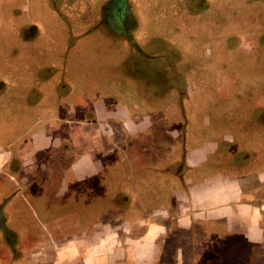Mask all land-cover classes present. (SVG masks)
<instances>
[{"label":"rangeland","instance_id":"rangeland-1","mask_svg":"<svg viewBox=\"0 0 264 264\" xmlns=\"http://www.w3.org/2000/svg\"><path fill=\"white\" fill-rule=\"evenodd\" d=\"M62 1L69 2L29 0L27 13L18 7L11 18L1 22L0 47L3 50L0 49V84L7 86L0 88V132L6 142L14 135L19 138L24 136L22 130L29 120L25 115L38 111L39 116L42 114V117L62 120L66 112L63 115L57 108L67 103L68 94L84 93L79 85H71L65 80L60 67L68 65L70 77L89 78L85 80L90 85H83L89 91L85 97L89 107L81 109L75 118L66 119L61 131L55 134L53 140L60 138L62 148L71 142L72 132L81 127L84 129V123L95 126L90 106L102 99L98 96L102 94L101 88L105 94L108 93L104 98H109L127 87L126 99L145 104L149 107L148 112H154L160 106L162 109L157 116L176 110L173 113L176 116L174 125L168 122L163 128L166 131L176 129L185 134L188 139L185 149L205 142L221 145L224 144L223 137H232L230 151L235 156L233 159L227 154L221 157L225 171L234 170L237 140L242 142L240 145L259 154L258 142H264L261 133L264 109H257L251 100L260 92L264 93V0H102L97 7L92 6L94 16H90L89 21H79L73 14L70 16L63 12ZM19 5L22 7L21 3ZM259 43L258 55L244 57L251 49H259ZM46 54H56L57 59L44 61ZM61 72L62 78L56 81ZM105 74L118 76V79L123 78L127 82L122 86L117 81L100 82ZM46 78L55 80V84L46 80L50 85H45ZM228 78L235 80L233 95L221 99L219 84H230L226 80ZM17 81L24 83L18 84ZM31 81L37 84L25 85V82ZM10 89L13 91L10 92ZM190 91L193 100L188 95ZM53 92L56 95L51 99L49 94ZM25 94L28 96L27 103L25 97L19 98ZM171 94H176L174 101ZM18 99L24 102H18ZM204 118L208 125L201 121ZM41 126H46L43 120L38 128ZM166 131L162 132L160 124L155 122L147 132L129 137L123 147L114 150L115 154L101 159L116 163L123 156L125 165L121 166V171L104 166L85 184L86 187L92 185L91 194H88L90 197L85 193L78 200L72 197V189L62 188L60 173L68 168L66 158L60 165H55L50 159L46 176L39 177V180L36 178L37 182L31 184H22L23 177L29 181L31 177L23 174L21 165V173L16 175L19 179L17 183L5 179L1 184L2 247L20 252L27 241L24 234L27 224L35 227L46 223L50 217L67 214L60 227L58 223H53L54 229L51 228L50 232L64 225L66 228L68 221H72L69 217L72 214L68 213L74 209L79 210L83 219L87 218L91 209L96 210L94 216H99L97 222L101 224L104 221L101 213L104 211L112 213L122 208L123 204L138 205V196L143 193L140 191L153 187L161 192L168 189L171 184L166 187V183L176 176L180 167L176 163L184 157L177 148L180 140L174 141ZM24 139L22 137L20 141ZM172 146L176 150L173 151ZM58 154L61 155L60 150H52L50 156ZM73 156H69V160ZM113 174L118 178H114ZM127 177L132 182L131 188ZM120 179L125 182L120 183ZM20 182L23 186L19 185ZM114 185L119 188L118 192H112ZM109 221L107 218L106 222ZM41 228L42 231L48 229ZM61 231L55 235L62 238L71 232ZM7 232L14 236L12 245L7 243ZM19 234L26 238L23 244L18 240V244L14 243ZM209 264L233 262L226 260L222 263L211 258ZM254 264H261V261L256 259Z\"/></svg>","mask_w":264,"mask_h":264},{"label":"crops","instance_id":"crops-1","mask_svg":"<svg viewBox=\"0 0 264 264\" xmlns=\"http://www.w3.org/2000/svg\"><path fill=\"white\" fill-rule=\"evenodd\" d=\"M23 1L0 0V31L3 29L1 22L11 18L20 3V7L27 13L29 0ZM103 1H62L61 10L70 16L73 14L79 21H89V17L94 16L92 6L97 7ZM0 49L3 50L2 47ZM259 53L260 46L259 49L246 52L244 57L252 58ZM206 54L209 56L208 51ZM56 56L46 54L43 60H56ZM80 67L81 65L78 66ZM60 68L65 74V80L71 85H79L84 93L68 94L65 101L67 103L57 108L63 115L66 112L62 120L51 116L42 117V114L39 116L38 111L25 115L29 120L22 130V137H25L22 142V137L17 135L6 142L4 134L0 132V143H4L0 144V192L5 179L7 182L19 181L16 175L21 173V165L23 174L31 177V181L23 177L22 184H31L37 182L36 178L39 180V177L46 176L45 170L50 159L54 160L55 165H60L66 158L68 168L63 174L60 173L62 188L72 189L70 193H73L72 197H76V200L85 193L89 196L92 185L86 187L85 184L102 171L104 166L121 171V166L125 165L123 156L116 163L111 160L109 163L102 161L105 157L115 154L114 150L123 147L129 137L147 132L155 122L160 124L162 132L166 131L163 125H168V122L173 125L175 123V109L157 116L161 106L154 112H148L149 107H145V104L137 100L129 102L124 95L129 92L127 87L111 94L109 98H104L108 93L105 94L101 88L102 94L98 96L102 99L94 101L90 106L94 113L92 119L96 121L95 126L84 123V129L81 127L72 132L71 142L62 148L61 139L53 138L61 131L66 119L75 118L81 109L89 107L85 98L89 91L83 85L90 83L85 80L89 79L88 77H70L68 65ZM62 72L56 77V81L62 78ZM117 77L105 74L100 82L117 81L120 86L127 82L126 79ZM46 80L55 84V80L46 78L45 85H50ZM226 80L230 84H219L221 99L233 95L232 85L235 80ZM35 84L37 82H25L26 86ZM5 86L7 85L0 84V88ZM228 93L229 96H226ZM55 95L53 92L49 97L53 99ZM188 95L192 96L191 91ZM21 97H25L27 103V94L19 98ZM171 97L174 101L176 94H171ZM4 99L3 96L2 100ZM20 99L18 102L23 103ZM104 99L110 101L106 102ZM190 99L193 100V97ZM251 102L257 109H264V93L260 92ZM36 109L41 110L40 107ZM42 120L46 126L38 128ZM206 120L204 118L201 121L208 125ZM166 132L174 141L180 140V146L177 148L184 157L176 163V166L180 167L173 180L166 183V187L171 184L168 189L161 192L159 189L155 191L153 187L140 191L143 193L138 196V205L123 204L122 208L112 213L104 211L101 213V219H104L101 224L97 222L99 216H94L96 210L91 209L87 218L83 219L79 210L74 209L72 213H68L72 214L69 216L72 221H68L66 228L65 225L60 228L65 233L71 232L57 243V240L51 239L53 242H49L47 246L40 245V240L37 239L40 235L34 234L33 231L40 232L43 230L41 227L48 228L43 232L46 234L45 239L50 241L49 231L54 229L53 223H58L60 227L64 215L67 214L50 217L46 223L37 224L35 227L27 224L24 227L27 241L20 251L21 256L12 254L10 248L0 244V264H209L211 258L222 263L227 260L233 264H254V261L259 259L261 264H264V142H258V154L245 148L243 144L240 145L242 142L237 140V162L234 163V170L225 171L221 157L227 154L233 159L235 156V153L230 151L232 137H223V146L218 142H205L203 145H191L185 149L188 140L185 134L176 129ZM261 133L264 135V128ZM171 149L174 151L176 147L172 146ZM52 150H60L61 155L50 156ZM48 152L50 154L46 155ZM41 154H44L42 159ZM71 155L74 156L69 160ZM37 172L38 176L35 177ZM114 178L118 176L115 174ZM126 180L131 188V180L129 181L128 177ZM122 181L125 182L123 179L119 180L120 183ZM110 190L112 191L111 186ZM115 191H119L116 185L113 186L112 192ZM64 203L65 200L61 202L62 205ZM33 212L37 217L34 209ZM107 218L111 221L106 222ZM6 237L12 239L14 236L7 232ZM17 240L23 244L26 238L21 234L18 238L16 236L15 244H18Z\"/></svg>","mask_w":264,"mask_h":264},{"label":"flooded vegetation","instance_id":"flooded-vegetation-1","mask_svg":"<svg viewBox=\"0 0 264 264\" xmlns=\"http://www.w3.org/2000/svg\"><path fill=\"white\" fill-rule=\"evenodd\" d=\"M59 231H60V229H58V230H52L51 232L49 231V234H50V236H51V238H50V241H47L46 239H45V232H43L42 230H40V232H38V231H33V232H35L34 234H38L39 233V235L40 236H38L37 237V239H38V241L40 242V245H45V246H47L46 244H50L49 242H53V241H51V239H55V240H57V241H55V243H57V242H59V241H61L62 239H63V237L61 238V237H58L57 235H55V233H59ZM62 232V231H61ZM47 233V232H46ZM7 238V240H8V244L10 245H12V243L11 242H13V239H10L9 237H6ZM61 238V239H60ZM11 252H12V254H15L16 256H21V252H15V251H13V249H11ZM15 252V253H14Z\"/></svg>","mask_w":264,"mask_h":264},{"label":"trees","instance_id":"trees-1","mask_svg":"<svg viewBox=\"0 0 264 264\" xmlns=\"http://www.w3.org/2000/svg\"><path fill=\"white\" fill-rule=\"evenodd\" d=\"M19 7H20V5H19ZM20 9H21V7H20ZM22 10L25 12V9L24 8H22ZM259 41V40H258ZM259 46H260V43H259Z\"/></svg>","mask_w":264,"mask_h":264}]
</instances>
